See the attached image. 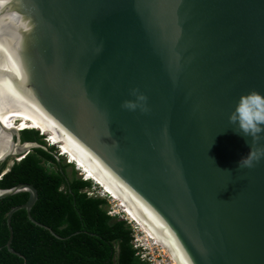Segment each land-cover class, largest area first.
Segmentation results:
<instances>
[{
  "label": "water",
  "instance_id": "obj_1",
  "mask_svg": "<svg viewBox=\"0 0 264 264\" xmlns=\"http://www.w3.org/2000/svg\"><path fill=\"white\" fill-rule=\"evenodd\" d=\"M8 84L127 189L187 264H264V157L237 166L264 134L253 141L228 121L241 94H264V0H0L1 176L49 151L22 142L37 121ZM132 89L147 110L122 107ZM23 192L6 248L24 260L11 247L15 212L59 237L32 218V184L0 199Z\"/></svg>",
  "mask_w": 264,
  "mask_h": 264
},
{
  "label": "trees",
  "instance_id": "obj_2",
  "mask_svg": "<svg viewBox=\"0 0 264 264\" xmlns=\"http://www.w3.org/2000/svg\"><path fill=\"white\" fill-rule=\"evenodd\" d=\"M46 137L51 136L40 129L21 132L22 142L46 144ZM55 147L34 149L2 176L6 164L1 165L0 189L32 184L38 198L31 216L59 238L31 223L26 211L19 210L11 218V247L24 260L9 253L6 216L13 207L25 204L28 194L0 199V264H143L135 256L126 222L107 215L106 199L87 196L84 190L90 183L74 177L75 170L68 174L69 164L57 162L53 155Z\"/></svg>",
  "mask_w": 264,
  "mask_h": 264
},
{
  "label": "bare ground",
  "instance_id": "obj_3",
  "mask_svg": "<svg viewBox=\"0 0 264 264\" xmlns=\"http://www.w3.org/2000/svg\"><path fill=\"white\" fill-rule=\"evenodd\" d=\"M6 91L10 99L18 107L29 110L34 114L37 121L34 129L48 132L52 138L61 142L68 155L73 157L72 161L78 163L90 180H92L97 186H100L102 195L110 196L117 214H124L127 220L139 227L146 239L150 240L151 238L152 242L158 243L172 259L174 264H187L166 232L133 198L125 187L120 186L116 181L107 176L101 165L96 163L97 161L90 157L88 153L82 151L80 147L74 143L68 135H65L56 125L50 123L42 110L32 105L26 97L21 96V94L13 89L10 84H8Z\"/></svg>",
  "mask_w": 264,
  "mask_h": 264
},
{
  "label": "clouds",
  "instance_id": "obj_4",
  "mask_svg": "<svg viewBox=\"0 0 264 264\" xmlns=\"http://www.w3.org/2000/svg\"><path fill=\"white\" fill-rule=\"evenodd\" d=\"M132 99L122 102V107L128 110H147V96L138 89L131 90ZM228 121L239 133L251 137L253 141L264 134V94L255 89L243 93L235 103L234 109L228 115ZM264 157V148H254L249 145L248 152L237 162L238 168H251L255 162ZM226 171H230L224 169Z\"/></svg>",
  "mask_w": 264,
  "mask_h": 264
},
{
  "label": "built area",
  "instance_id": "obj_5",
  "mask_svg": "<svg viewBox=\"0 0 264 264\" xmlns=\"http://www.w3.org/2000/svg\"><path fill=\"white\" fill-rule=\"evenodd\" d=\"M47 139L48 137H46L44 140L49 146L54 147L57 145V144H51L50 142H48ZM58 154L61 156V152H58ZM67 163L72 164L69 161V159L67 160ZM75 168L79 170L77 166H75ZM79 173H80L81 179L91 183L92 185L93 182L87 180L85 176L82 175L81 171H79ZM99 188L100 186L92 185L89 188L85 189L84 192L87 194L88 197L106 199L107 203H110L111 202L110 196L109 195L103 196L102 191ZM107 215L111 216L112 218H119V220H123L126 222L127 226L129 227L131 231L132 248L135 252V256L139 259L140 262H142L143 264H174L172 259L163 250V248L158 243L152 242L151 238L150 240L146 239L142 231L139 229V227L133 224L131 221L127 220L126 216H124L123 214L122 215L117 214L114 208H108Z\"/></svg>",
  "mask_w": 264,
  "mask_h": 264
},
{
  "label": "rangeland",
  "instance_id": "obj_6",
  "mask_svg": "<svg viewBox=\"0 0 264 264\" xmlns=\"http://www.w3.org/2000/svg\"><path fill=\"white\" fill-rule=\"evenodd\" d=\"M55 141L56 142H58L55 138H52V137H50V138H48V142H50L51 144H54L55 143ZM49 146V145H48ZM56 146H58V145H56ZM56 148V152L58 153V152H61V161H62V164L64 165H67L68 163H67V160L69 159V161L72 163V164H69V165H67V167H66V171L68 172V174L70 175V176H72L73 175V170H75V172L76 173H74L75 175H74V177H76V178H81V176H80V173H79V171H81V173H82V175H84L85 176V178L87 179V180H89V181H91V182H93L92 180H90V178L85 174V172L81 169V166L78 164V163H76V162H74V161H72V156H70V155H68V153H67V151H66V149L63 147V145H61V146H59V147H55ZM55 152V153H56ZM56 153V154H57ZM59 155V154H58ZM75 166H77L78 168H79V170H77L76 168H75ZM94 183V182H93ZM92 183V185H94V186H97L95 183L93 184ZM91 185V183H90V186H92ZM89 186V187H90ZM99 186V185H98ZM88 187V188H89ZM96 188H98V187H96ZM100 189V188H99ZM99 189H97V190H99ZM111 200V199H110ZM109 205H107V209L108 208H114L115 209V206H114V203L112 202V200H111V202L110 203H108ZM115 211H116V209H115ZM124 215V214H123ZM115 219H119V218H115Z\"/></svg>",
  "mask_w": 264,
  "mask_h": 264
}]
</instances>
